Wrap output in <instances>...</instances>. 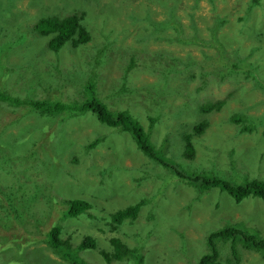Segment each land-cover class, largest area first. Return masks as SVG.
Returning <instances> with one entry per match:
<instances>
[{
  "label": "rangeland",
  "instance_id": "374dc122",
  "mask_svg": "<svg viewBox=\"0 0 264 264\" xmlns=\"http://www.w3.org/2000/svg\"><path fill=\"white\" fill-rule=\"evenodd\" d=\"M81 11L87 13L91 30L101 26L103 32H96L95 42L85 46L73 48L66 43L59 56L48 58L50 51L43 50L47 39L34 32L35 23L42 17ZM170 15L180 22L184 41L178 40L177 29L165 28ZM14 18L21 21L17 22L20 32L27 37L26 55L3 54L10 55L8 70L0 65V77L5 72L8 76L4 89L13 96H53V91L44 90L39 82L32 84L30 79L32 67L38 60L44 61L45 54L52 66L64 69V76L55 80V90L64 87L58 86L69 72H81L80 82L84 83L95 70L98 96L113 110H128L147 130L154 119L150 130L153 144L182 170L214 171L228 180L242 181L239 183L264 181V0L256 7L251 0H0V46L21 35L11 23ZM99 48L107 52L101 63L95 64ZM232 64L236 68L230 71ZM203 73L206 85L201 84ZM58 98L81 102L84 96L75 83H69ZM217 101H225L220 111H201L204 104ZM181 108L188 111L184 110L183 117L190 131L199 122L208 121L204 133L194 138L196 155L192 160L182 157V130L170 125L177 124ZM232 116L242 122L234 123ZM62 117L38 118L0 102V137L26 130L36 121L43 124L31 127L32 136L50 127L58 134L56 156L45 146L39 162L34 148L27 162H16L27 171L11 169L10 174L0 175V264H40L47 259L53 260L50 264H72L54 253L46 241V233L54 225L60 227L61 238L74 247L86 236L95 240V248L72 252L74 259L82 258L87 264H137L130 254L123 261H106L101 253L115 251L117 244L112 240H120L121 247L137 248L147 257L142 264H196L191 253L198 257L209 252L207 238L212 231L236 225L264 238L263 199L249 197L237 203L220 189L201 193L179 179L173 183L196 205L192 210L196 219L179 222V231L172 233L169 201L171 205L176 200L163 201L169 193L162 195L159 189L173 173L146 157L130 133L102 125L87 112L67 123ZM244 126H248L246 131ZM87 127H92L93 133ZM94 136L102 141L89 158L85 145ZM29 137L24 133L23 141ZM24 156L27 153L22 152ZM8 193L12 201L4 196ZM160 195L158 202H163L155 217L147 205L135 222L112 220L118 210ZM202 195L203 200H198ZM75 200L88 201L91 208L78 217H68V203ZM212 202L221 206L222 212L207 213L206 206L215 205ZM182 225L187 229L185 235H190L185 249L179 234ZM195 225L197 230L192 229ZM217 246L223 264H264V254L247 249L240 240L233 249L230 242L222 240Z\"/></svg>",
  "mask_w": 264,
  "mask_h": 264
},
{
  "label": "trees",
  "instance_id": "16d2710c",
  "mask_svg": "<svg viewBox=\"0 0 264 264\" xmlns=\"http://www.w3.org/2000/svg\"><path fill=\"white\" fill-rule=\"evenodd\" d=\"M198 2L199 0H195ZM261 0H251L252 6L256 7L260 5ZM62 15V10H59ZM99 10L97 9V14ZM10 16V13H9ZM26 20V19H25ZM13 22L14 27H16V31L20 32L21 28L14 18L11 23ZM89 23V18L87 17V13L84 11L77 12L71 15L62 16L60 17L59 14H55L53 16L42 17L38 20L34 25V32L40 38H46L47 44L43 46V50L48 48L50 51L49 57L59 56L62 47L68 43L73 48L79 46H85L90 42H93L97 39L96 32H103V27L99 26L96 30L94 26L95 32L93 29L91 30L87 24ZM65 23H68L69 26H66ZM220 25L223 24L220 20L218 22ZM216 24L214 28L217 29L218 25ZM8 27V26H3ZM165 28H169L172 30H178L177 38L179 41H184L182 37V29L180 22L176 21V17L170 15L169 21L165 25ZM3 28H1L2 30ZM21 33V32H20ZM27 37L24 33H21L20 36L15 38H11L10 40L6 41L4 44L0 46V65L8 70L7 65L9 64L7 59L10 55H3L8 54L9 52L13 51L15 55L22 53L26 55V51L24 50L25 39ZM3 40L0 36V42ZM188 42V39L186 40ZM95 42V41H94ZM47 52V51H46ZM54 53L53 55L51 54ZM107 50L104 48H99L97 54L94 55L93 62L95 64H100L101 61L104 59ZM24 55V56H25ZM47 56V54H45ZM43 56V55H42ZM39 56V57H42ZM44 57V61H37V63L32 67V76L35 74L37 77L33 78L30 77L32 84L39 82V86L43 87L44 90L51 92L53 96H46L45 98H35L34 93L33 96L27 95L26 97H15L13 96L7 89H4L7 80V73L1 75L0 77V102L5 103L11 107H19L23 113L26 115L29 114H37L38 118L43 117L44 119L49 117H56V116H63V121L65 123L69 122L70 120H74L75 118L79 117L81 114L90 113L93 117L102 124L107 127H114L119 128L122 132H128L132 135L137 146L141 150V152L152 159L153 161L160 163L163 165L164 168L170 170L173 174L169 176V182L172 183L169 187V182H165L166 184L162 185L159 189L162 195L169 193L166 195L165 200L175 199L176 203L170 205L169 201V230L173 231L178 230L177 226L180 225L179 222L195 218L192 210L196 205L190 202L189 197L185 196L182 192L179 191L178 185L173 183L175 179H179L183 182V184H188L194 188L202 190L208 194V190L211 189H220L222 192L227 193L235 202L241 203L245 198L254 197L260 198L264 200V181L260 179H247L244 183H239L237 179H230L233 181L228 180L225 176H220L214 173V171H190L186 172L182 170L176 163L171 161L166 157L156 146L153 144L151 140L150 130L153 127L154 119L152 120L149 130H147L141 122H139V118L134 117L128 110H113L109 107V105L104 102L98 96V83H97V72L92 70L89 78L84 80V83H81L80 80L83 78L81 72L73 71L69 72L68 78L63 80V84L59 85L64 86L60 89L55 90L57 87L55 86V80L57 78H62L64 76V69L60 65L52 66L49 63V59ZM135 63H133V66ZM236 68L234 64L230 66V71ZM79 72V73H78ZM223 72V71H222ZM224 73V72H223ZM203 73L202 75V83L206 85V79H204ZM207 77V76H206ZM37 79V81H34ZM69 83H75L76 87H78V91L82 93L84 99L79 102L77 100H63L58 98L62 96L64 90ZM55 90V91H54ZM225 105V101H217L216 103L208 102L201 107V111L203 113H211V112H218L220 111ZM185 110V109H184ZM181 108L177 114V124L171 123V128L173 130H182V136L176 134L175 139L179 138L183 142V153L182 157L187 160H192L196 155V144H194V138H198L206 128L208 127V121L203 120L196 124L193 129L190 131L188 123L184 119L185 111ZM233 117V116H232ZM234 123H241L240 119L237 117L232 118ZM34 125L31 127H42L41 122L36 121ZM173 124V125H172ZM31 127L26 130L18 132L17 134H9L3 137H0V175L5 176L6 174H10L11 169L13 172L21 173L24 169L23 166L16 165V162L22 161L26 159V162L29 160L31 153L33 152L34 148L36 152L39 154L37 156V161H39V157L44 154V147L46 146L52 156H56L55 153V142L58 139V134L56 133V129L54 127H50L41 131L39 135L37 132L32 136L29 132ZM247 127V128H246ZM91 130L90 133H93L92 127H87ZM248 126L243 127V131H246ZM46 132V133H45ZM24 133L28 134L30 137L27 142L23 141ZM89 133V134H90ZM99 133V132H98ZM102 141L101 137L92 138V141L85 145V150L87 151L86 157L90 158V152L94 150L98 145H100ZM71 142L74 143L72 136ZM174 143V141H172ZM22 152L24 154L27 153V156L21 157ZM27 157V158H26ZM86 157L83 160H86ZM40 162V161H39ZM178 163H182L179 162ZM26 165V164H25ZM105 182V181H102ZM106 183V182H105ZM182 186V185H181ZM22 187V186H21ZM154 196V198L150 199H142L137 203L131 204L126 208L120 209L112 215V220L118 224H123L125 221L131 220V222L137 221L138 216L140 215V211L142 207L150 205L151 212L149 213L152 217H155L159 211L160 205L163 202H158V199L162 197ZM180 195L186 197L185 200L180 199ZM211 195V194H210ZM4 196L9 198L12 201L11 196L4 194ZM205 195L202 197H198V200H203ZM208 198V197H207ZM157 201H155V200ZM154 200V201H153ZM185 202H188L186 204ZM27 202H25L26 204ZM211 204H215L212 202ZM91 205L88 201H81L75 200L70 201L68 203V209L66 212V216L68 217H78L79 215L83 214L85 211L91 208ZM183 206V207H182ZM3 207V206H2ZM4 208V207H3ZM222 207L217 206L216 204L213 208L206 206V212L215 211L222 212ZM205 215L206 213L203 212ZM197 216V213H195ZM148 221H151L146 214ZM204 220V219H203ZM202 220V221H203ZM211 221V220H210ZM178 222V223H177ZM204 224V221L201 222ZM202 224V225H203ZM197 225V221H196ZM196 225L192 227V229H196ZM182 232H180L181 237V245L182 249L186 248V239L190 237L187 233L185 235V229L182 225ZM153 230L149 232V236L152 235ZM171 233V234H172ZM61 229L58 226H53L50 231L46 233V241L50 248L61 255L66 260L72 262L73 264H87L82 258L74 259L71 255L73 251L81 252L88 248H95L96 243L95 240L91 236H86L83 238L80 243L76 247H74L70 240H65L61 238ZM207 234V233H206ZM204 236L206 238L205 232ZM222 240V242H230L232 249L235 247L237 240L244 242L247 249H252L256 252H260L264 254V238H258L257 236L249 233L246 230H243L241 227L233 225L224 227L223 229L212 231L207 238L209 252L201 255L195 256L193 253L192 257L196 258V264H223L220 259V253L217 246V242ZM112 242L117 244L115 247V251L113 253H108L106 251H102L101 255L104 259L108 262H112L115 260L123 261L125 260L124 257L128 254L132 256V259L136 261L137 264H142L146 262L147 257H143L142 253L137 248H130L128 246H122L120 244V240H112ZM22 245H26V243H22ZM234 251V250H233ZM235 254V251H234ZM264 257V255H263ZM126 258V257H125ZM50 259L40 263V264H50ZM27 264L29 261H26Z\"/></svg>",
  "mask_w": 264,
  "mask_h": 264
},
{
  "label": "clouds",
  "instance_id": "9594fccd",
  "mask_svg": "<svg viewBox=\"0 0 264 264\" xmlns=\"http://www.w3.org/2000/svg\"><path fill=\"white\" fill-rule=\"evenodd\" d=\"M55 253V252H54ZM57 254V253H56ZM58 255V254H57ZM60 258H62L63 260H65V261H68V260H66L65 258H63L61 255H58ZM85 261V260H84ZM86 262V261H85ZM70 263H72V262H70ZM73 264V263H72Z\"/></svg>",
  "mask_w": 264,
  "mask_h": 264
},
{
  "label": "flooded vegetation",
  "instance_id": "af4514ba",
  "mask_svg": "<svg viewBox=\"0 0 264 264\" xmlns=\"http://www.w3.org/2000/svg\"><path fill=\"white\" fill-rule=\"evenodd\" d=\"M50 16H52V15H50ZM88 249H91V248H88ZM86 250V249H85Z\"/></svg>",
  "mask_w": 264,
  "mask_h": 264
}]
</instances>
